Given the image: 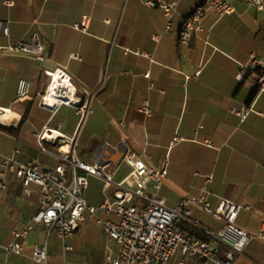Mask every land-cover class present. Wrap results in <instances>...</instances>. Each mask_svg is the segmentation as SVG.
I'll list each match as a JSON object with an SVG mask.
<instances>
[{
    "label": "crops",
    "instance_id": "0c3cea01",
    "mask_svg": "<svg viewBox=\"0 0 264 264\" xmlns=\"http://www.w3.org/2000/svg\"><path fill=\"white\" fill-rule=\"evenodd\" d=\"M4 1L0 0V154L55 167L58 160L39 150L36 136L48 127L75 136L79 159L115 167L113 179L120 181L130 172L123 155L133 152L148 165L166 166L161 193L169 206L205 188L212 206L220 198L247 206L236 225L257 233L264 223V91L256 92L238 73L241 67L249 69L252 57L264 63L261 11L242 0H231L233 11L223 15L207 8L202 31L182 43L178 30L183 18L203 0H168L177 9L170 31L165 30L162 10L148 7V0H13L12 6ZM83 18L85 28H77ZM34 38L45 46L42 60L8 49ZM57 68L69 74L82 99L91 97V113L80 128L71 107L62 105L51 112L40 105L45 73ZM20 79L30 82V93L17 100ZM244 107V119L231 112ZM45 144L59 150L70 147L66 140ZM87 180L84 197L89 204L98 206L112 198L113 186L105 187L91 176ZM1 182L5 189L0 187V264H37L31 258L34 246L46 247L49 264H101L106 255L115 256L117 244L94 218L80 223L65 240L34 223L21 242V254H6L3 247L12 242V230L30 221L40 203L36 185L26 190L9 172L0 175ZM193 221L211 233L225 224L197 206L190 207L181 229L203 231ZM203 232L222 258L227 247ZM179 258L176 253L168 264H177ZM234 264H264V238H253Z\"/></svg>",
    "mask_w": 264,
    "mask_h": 264
},
{
    "label": "built area",
    "instance_id": "2783aa9c",
    "mask_svg": "<svg viewBox=\"0 0 264 264\" xmlns=\"http://www.w3.org/2000/svg\"><path fill=\"white\" fill-rule=\"evenodd\" d=\"M242 1L253 5L264 14V0ZM4 3L12 6L13 0H5ZM146 5L162 10L166 19L165 30L170 31L172 19L177 13L176 3L168 0H148ZM207 8L213 9L219 15L233 11L231 0H203L183 18L178 30L180 42L185 43L192 34L202 31V18ZM75 26L85 28V19ZM8 49L42 60L45 46L34 38L30 41H17ZM141 54L148 56L146 52ZM107 76L106 73L105 78ZM238 77L242 81L249 80L256 92L264 91V63L256 57H252L249 69L241 67ZM29 93L30 82L20 79L16 87V99H24ZM40 105L51 112L62 105L71 107L78 117L79 128L91 113V97L82 99L71 77L62 68L45 73V89L40 94ZM143 109L146 113L150 112L147 105ZM1 111L3 110L0 109ZM231 112L244 119L248 109L232 108ZM36 136L39 150L58 160L55 167L46 169L34 161L22 163L13 156L0 154L1 177L6 172L11 173L26 190L30 185H36L40 203L30 221L12 230V242L3 247L6 254H21V242L27 238L34 223L46 225L49 231L55 230L65 240L80 223L90 218H94L95 223L118 246L115 256L106 255L101 264H168L176 253L180 255L177 264H189L190 259L205 264H234L253 238H264V223L256 234L248 233L236 225L238 214L242 209L248 208L247 206L226 198H220L212 206L208 200L209 191L205 188L198 195L181 199L169 206L161 193L167 174L166 166L148 165L139 155L127 151L122 161L130 167V172L120 181H114L115 171L107 173V166L89 164L79 159L75 136L66 137L58 130L48 127ZM48 140H66L70 147L68 150L50 148L45 144ZM89 176L101 179L105 187L113 186L115 192L112 198L107 197L98 206L89 204L84 197ZM0 187L5 189V184L1 182ZM191 206H197L211 216L224 220L225 224L217 233H211L198 221H193L195 226L227 247L222 258L219 257L217 248L209 242L181 229V222L190 216ZM99 214H103V217ZM64 249L71 250V247L64 245ZM31 258L37 264H49L45 246H34Z\"/></svg>",
    "mask_w": 264,
    "mask_h": 264
},
{
    "label": "trees",
    "instance_id": "16d2710c",
    "mask_svg": "<svg viewBox=\"0 0 264 264\" xmlns=\"http://www.w3.org/2000/svg\"><path fill=\"white\" fill-rule=\"evenodd\" d=\"M182 230L184 232H186L187 234L192 235V236H194L198 239H201L203 241H209L210 240L209 236H207L203 231H201L198 228L191 227V226H187L185 228V226H182Z\"/></svg>",
    "mask_w": 264,
    "mask_h": 264
},
{
    "label": "rangeland",
    "instance_id": "374dc122",
    "mask_svg": "<svg viewBox=\"0 0 264 264\" xmlns=\"http://www.w3.org/2000/svg\"><path fill=\"white\" fill-rule=\"evenodd\" d=\"M114 171H116V170H115V167H107V168L105 169V172H107V173H111V172H114Z\"/></svg>",
    "mask_w": 264,
    "mask_h": 264
},
{
    "label": "bare ground",
    "instance_id": "6f19581e",
    "mask_svg": "<svg viewBox=\"0 0 264 264\" xmlns=\"http://www.w3.org/2000/svg\"><path fill=\"white\" fill-rule=\"evenodd\" d=\"M2 117H6V114H4Z\"/></svg>",
    "mask_w": 264,
    "mask_h": 264
}]
</instances>
